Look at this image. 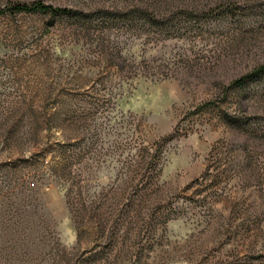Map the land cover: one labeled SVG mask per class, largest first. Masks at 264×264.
<instances>
[{"label":"rangeland","instance_id":"obj_1","mask_svg":"<svg viewBox=\"0 0 264 264\" xmlns=\"http://www.w3.org/2000/svg\"><path fill=\"white\" fill-rule=\"evenodd\" d=\"M2 10L0 264H264V0Z\"/></svg>","mask_w":264,"mask_h":264},{"label":"trees","instance_id":"obj_2","mask_svg":"<svg viewBox=\"0 0 264 264\" xmlns=\"http://www.w3.org/2000/svg\"><path fill=\"white\" fill-rule=\"evenodd\" d=\"M8 9L11 11H15V12H41V13H49L52 15L77 13L70 9L54 7L52 5L44 4L40 1H36L31 4H15V5H12ZM3 12L4 11L2 10L0 13H3ZM257 72H264V65L260 67L256 71V73ZM242 81L243 79L239 80L238 83H241Z\"/></svg>","mask_w":264,"mask_h":264}]
</instances>
